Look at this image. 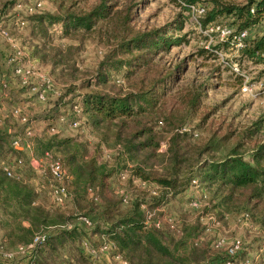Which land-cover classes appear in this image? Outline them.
<instances>
[{
    "label": "trees",
    "instance_id": "1",
    "mask_svg": "<svg viewBox=\"0 0 264 264\" xmlns=\"http://www.w3.org/2000/svg\"><path fill=\"white\" fill-rule=\"evenodd\" d=\"M105 1L100 0L84 12H68L65 8L61 14H32L28 16V20L46 39L50 35L45 31V26L56 23L60 25L64 36L78 31L88 32L98 21L106 19L112 13V5L106 4ZM13 2L14 0H10L9 4ZM209 2V8L199 18V25L202 27L220 16L232 17L237 23L235 31L263 22L261 34L250 38L245 46L238 49L240 56L254 64L263 65L264 0H245L242 4L225 0ZM193 3L195 0H177L176 5L181 11L187 12L188 5ZM250 8L253 13H249ZM178 18L159 28L140 32L127 30L123 36L121 33L114 46L104 56V61L100 62L93 75V85H106L108 81H112L114 73H119V78L130 83L128 91L122 93L120 90H91L90 81L85 79L78 86L82 90L80 97L69 104L70 109L76 103L94 128L111 129V135L117 145H120L130 165L123 163L120 166L119 162H114L112 166H108L101 162L102 152L99 144L90 148L74 137L57 138L52 134L45 142L46 151L54 148L62 155L60 163L66 169L67 198H71L74 204L83 201L85 210L65 213L58 207L46 208L38 199V192L31 182L25 178H9L0 169V243L4 248L26 244L36 233L46 231L44 240L31 252V264H56L55 258L66 244L77 246L71 253L72 264H91L82 252L83 241L94 249L105 243L111 244L108 250L111 264L200 263L210 254L198 238L201 234L199 221L183 218L178 225V220L175 219L173 226L169 227L166 219L172 215L166 213L163 207H166L172 198L183 192L191 180L195 179L198 184L206 182L217 185V189L221 191L217 205L226 204L238 189H247V197L264 200V140L250 151L247 159L237 152L240 145L237 143L231 148L230 154L218 160L198 162L196 156L208 148L214 149V144L220 138L213 142L210 140V146H190L187 137L191 134L175 130L168 137L165 161L161 164L156 162L160 136L153 130L150 122L155 108L171 89L179 68L176 66L173 69H161L148 82H144L142 78L137 82L132 79L138 72L142 73L151 65L153 56L186 43L185 34L180 33L184 16L179 13ZM127 19L126 13L122 16L124 28ZM43 52V48L34 46L32 58L41 64H47L50 59ZM116 80L118 79L114 78V81ZM66 91H73V87L67 88ZM57 111V106H54L44 118L48 121L54 120ZM17 122L21 126L26 124ZM257 130L255 127L252 131L245 132L249 131L250 135ZM6 132L8 131L0 128V163L13 157L22 158L21 154L24 153L23 149L10 145ZM23 134L24 131L21 135ZM102 135L106 137L105 134ZM26 167L24 163V168ZM122 175V179L126 177L129 183L136 181L134 193L127 197L126 203L121 201V196L116 193V188L113 190L110 183L112 176L120 180ZM138 182H144L145 185L141 186ZM86 210L87 212H84ZM94 211L95 218L87 214ZM147 212L161 220L160 228L144 224ZM82 215L88 217L90 226L86 227L79 220ZM69 221L74 222L68 225ZM172 233L178 235L176 240L167 237ZM164 240H168L167 243L176 249L186 246L188 240L192 241L185 253L174 256L173 250L168 248ZM218 251L210 257L214 261L213 264H224L227 257L233 260L234 264H243L244 260L250 259L244 257L243 250H236L233 255L228 254L227 248L220 250V253ZM262 251L264 254V250ZM114 255L119 256L120 262L113 258Z\"/></svg>",
    "mask_w": 264,
    "mask_h": 264
},
{
    "label": "rangeland",
    "instance_id": "2",
    "mask_svg": "<svg viewBox=\"0 0 264 264\" xmlns=\"http://www.w3.org/2000/svg\"><path fill=\"white\" fill-rule=\"evenodd\" d=\"M225 1L237 4L245 2V0ZM9 2L10 0H0V20L12 38L10 44L0 36V75H10L11 67L4 61L8 54L15 53L16 48L22 53L20 61H32L31 63L49 79L53 90L57 93H48L45 100L40 102L35 100L33 94H27L25 91L24 97H16L21 90L14 85H10L11 88L0 89V106L4 111H8L14 103L18 105L24 101L27 102L26 106L22 105L24 108L21 106L22 112L30 120L27 124L21 126L17 122L18 118L15 117H7L0 122V128L8 131L5 133L8 141L11 135H21L25 128L30 131L29 135L24 136L25 141L28 142V148H24V153L21 154L26 165L30 158L37 161L36 163L38 160L46 159H57L61 162L63 158L59 151L54 148L46 151L44 148L45 142L52 134L57 138L74 137L90 148L99 144L102 152L101 162L108 166H112L114 162H119L120 166L123 163L130 165L120 145H117L114 136L111 135V129L94 128L80 111L72 115L69 104L80 97L82 90L78 86L85 79L90 81L89 89L91 90L113 92L120 90L122 93L128 91L130 83L119 78V73H114L112 81H108L106 85H93L92 78L100 62L104 61V56L114 46L121 33L123 36L127 30L140 32L159 28L179 19V13L184 16L180 33L185 34L186 43L156 54L153 56L151 65L142 73L138 72L132 79L137 82L142 78L144 82H148L161 69H173L176 66L179 68L171 89L162 97L150 122L153 130L160 136L156 149L158 153L156 162L161 164L165 161L168 137L175 130L191 134L187 137L190 146H210V140L213 142L220 138L214 144V149L208 148L207 151L196 156L198 162L218 160L230 154L231 148H234L237 143L240 144L237 152L242 153L247 159L250 151L264 140V108L259 96L242 93L239 89L240 80L224 65V62H236L250 77V83L257 84L260 79L263 81L264 69L261 64H254L244 56H240L235 46L229 44V39H225L226 34L222 33L225 29H229L231 33L235 32L237 23L232 17L220 16L214 22L202 27L192 21L190 14L186 15V11H181L176 5L177 0H106V4L112 5V13L106 19L98 21L90 31H78L64 36L60 25L56 23L45 26V31L50 35L46 39L40 31L31 26L28 16L44 13L61 14L65 8L68 12H84L98 4L100 0H14L12 4ZM195 3L202 5L205 11L210 6L209 0H195ZM126 13L128 19L124 28L122 16ZM19 21L23 22L22 25L14 24ZM261 27L263 22L250 27L252 31L246 40L247 43L251 37L259 36ZM34 46L43 48V53L50 59L49 63L41 64L32 58ZM114 78L119 81H114ZM70 87H73V91L67 92V88ZM54 106H57L58 110L56 117L48 121L44 116ZM67 116L76 117L80 126L77 128L69 126ZM255 127L258 130L249 135V131ZM246 130L249 131L245 132ZM223 137L226 139L221 140ZM64 171L66 173L65 168ZM23 176L39 189L38 199L46 208L58 207L65 213L85 210L83 201L74 204L71 198L65 199L58 206L55 205L47 194V181L37 177L30 166L27 165L24 168ZM110 183L113 190L118 186L130 195L134 193L136 181L129 183L126 177L119 180L112 176ZM216 186L206 182L197 183L195 188L188 186L167 203V208L163 207L166 213L175 216L178 225L183 218L199 221L201 234L198 238L202 241L201 245L207 248L210 256L200 263L192 264H213L214 261L210 257L216 250L227 248L234 239L239 243L237 250H243L244 257L254 260L255 264H264L262 253L264 250V200L247 197V193L249 194L247 189H238L226 204L217 205L221 191ZM203 194L206 196L205 205H201L196 210L187 206L188 196L199 199ZM87 214L93 215V218L96 217V211ZM242 214L247 215V220L241 218ZM69 222L68 225H71L74 221ZM167 237L176 240L178 235L172 233ZM191 241L188 240L186 246L177 249L167 243L168 240H164V243L173 250L174 256H179L187 251ZM217 242L219 245L215 246ZM74 246L64 245L55 258V263L72 264L71 253L77 249L76 244ZM103 255L107 256V262L103 264H111L109 253ZM98 257L87 258L93 264L92 262ZM23 259L19 257L10 264H24Z\"/></svg>",
    "mask_w": 264,
    "mask_h": 264
},
{
    "label": "built area",
    "instance_id": "3",
    "mask_svg": "<svg viewBox=\"0 0 264 264\" xmlns=\"http://www.w3.org/2000/svg\"><path fill=\"white\" fill-rule=\"evenodd\" d=\"M188 14L191 15L192 21L199 26V18H201L204 13L205 9L200 4H190L188 5ZM249 13H253V9L250 8ZM22 21L14 22L16 25H22ZM263 30V27H261V32ZM251 28H245L240 31H235L233 33L230 32L229 29H225L222 33L226 34L225 39H229V44L231 46H235V50L238 51V49L242 48L246 45V40L248 39ZM0 36L3 37L5 40H7L10 44L12 41L11 36H9V33L7 29L3 26L2 21L0 20ZM230 37V38H229ZM252 38V37H251ZM6 41V42H7ZM7 42V43H8ZM15 53L8 54L5 61L6 64L10 65L11 71L10 75H0V89L3 88H11L14 85L17 89L21 90L20 92H24L27 94H33L35 100L37 101H44L47 97L48 93H56L55 90H53V87L51 85V82L48 78L33 64L32 61H20V52L14 49ZM224 65L228 67L230 72L237 76V78L240 80L239 83V89L242 93L247 94L249 96H259V100L261 105L264 108V78L263 81L261 79L257 84L250 83V77L240 68V66L236 62H224ZM261 67L264 69V64L261 65ZM119 81V80H117ZM57 94V93H56ZM23 104H13L9 107V110L6 112L4 109L0 106V122L8 116L18 118V121L21 123H28V116L25 115L22 110L21 106ZM24 106V105H23ZM22 106V107H23ZM24 108V107H23ZM72 115H75L79 113L80 108L75 103L70 107ZM75 113V114H74ZM68 117V116H67ZM69 120V126L73 128H77L80 126V122L76 117H68ZM30 134V131L28 129H24L23 135H13L10 137V145L15 148L23 149L28 148V142L25 141L24 136H27ZM33 160L30 158L27 162V165L31 167L34 174L42 179H45L47 181L48 186V192L51 201L57 205L62 204L63 201L67 198V191H66V182H67V175L64 171V168L62 167L59 160H50L46 159L43 160ZM40 162H49L46 164H41ZM0 169L4 174L9 178H15V179H24L23 176V170H24V162L22 158L19 157H13L11 159H7L4 161H1L0 163ZM123 178V175L122 177ZM29 182H31L29 180ZM32 183V182H31ZM141 186H144V182H138ZM33 184V183H32ZM34 188L36 191H39V189L36 187L35 184ZM197 186V182L195 179H192L189 185V188L193 187L195 188ZM116 193L121 196V201L123 203H126L127 195L126 192H123L122 189H119V187H116L115 189ZM88 193L89 190L87 191ZM153 193V192H152ZM205 198L206 196L203 194L201 198L196 199L195 197L188 196L187 198V206L192 209H197L201 207V205H205ZM241 218L244 220H247V215L242 214ZM175 216H170L166 219V222L168 223L169 227L173 226V221H175ZM79 220L82 221V223L88 227L90 226L91 222L88 219L87 216H80ZM144 224L146 226H153L155 228H160L161 226V220L158 218L152 217L151 213H146L145 215V221ZM47 232H40L36 233L30 242L26 244H18L15 245L12 248L6 249L3 247V245L0 243V261L4 263H10L13 262L15 259L19 257H23L27 264H31V252L33 248L41 243ZM219 242L215 244V246H218ZM82 246V252L84 255L90 259L96 258L100 254L107 253L108 250L111 248V244H102L99 248L94 249L89 247L86 242H81ZM239 243L237 240H232L229 243V246L227 247V251L229 255H233V253L238 249ZM113 258L120 262V258L118 255H114ZM224 264H234L233 260L227 259L225 260ZM243 264H255L254 260L246 259L244 260Z\"/></svg>",
    "mask_w": 264,
    "mask_h": 264
},
{
    "label": "crops",
    "instance_id": "4",
    "mask_svg": "<svg viewBox=\"0 0 264 264\" xmlns=\"http://www.w3.org/2000/svg\"><path fill=\"white\" fill-rule=\"evenodd\" d=\"M260 34H261V32H260ZM259 35V34H258ZM0 63H1V58H0ZM7 69V68H6ZM25 95H24V93H22V92H20L19 94H17L16 95V97H24ZM13 104V103H12ZM15 104V103H14ZM21 104H23L24 106H26L27 105V102L25 103V101H24V103H21ZM22 262L24 263V264H27V261L25 260V259H23L22 260ZM104 262H107V256H105V255H103V254H101V255H99V257L97 258V259H95L92 263L93 264H103ZM10 263H12V262H10ZM10 263H4V262H2V261H0V264H10Z\"/></svg>",
    "mask_w": 264,
    "mask_h": 264
}]
</instances>
